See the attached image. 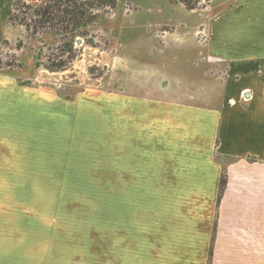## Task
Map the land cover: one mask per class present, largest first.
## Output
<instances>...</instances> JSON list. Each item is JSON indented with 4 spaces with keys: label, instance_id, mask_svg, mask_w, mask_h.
<instances>
[{
    "label": "rangeland",
    "instance_id": "1",
    "mask_svg": "<svg viewBox=\"0 0 264 264\" xmlns=\"http://www.w3.org/2000/svg\"><path fill=\"white\" fill-rule=\"evenodd\" d=\"M72 1L93 17L71 52L60 25L29 17L47 0H20L19 19L0 32V74L16 83L0 97V264H97L107 254L113 108L128 96L205 90L213 71L198 69L196 52L229 0H190L192 10L176 0ZM63 51L66 70H47ZM218 244L212 264H264V242Z\"/></svg>",
    "mask_w": 264,
    "mask_h": 264
},
{
    "label": "crops",
    "instance_id": "2",
    "mask_svg": "<svg viewBox=\"0 0 264 264\" xmlns=\"http://www.w3.org/2000/svg\"><path fill=\"white\" fill-rule=\"evenodd\" d=\"M206 29L205 90L113 108L112 240L97 264H212L218 242H264V0L222 3ZM14 82L0 74V97Z\"/></svg>",
    "mask_w": 264,
    "mask_h": 264
},
{
    "label": "trees",
    "instance_id": "3",
    "mask_svg": "<svg viewBox=\"0 0 264 264\" xmlns=\"http://www.w3.org/2000/svg\"><path fill=\"white\" fill-rule=\"evenodd\" d=\"M106 2H109L112 4L116 3V0H104ZM178 3L182 4L186 9L192 10L195 8V5H193L190 0H176ZM83 4H78L75 1L72 0H47V2H44L39 8L32 10L31 14H29V17H39L40 22L42 23H54L56 26H61L60 29H57L60 34L59 38L61 43H65V46L67 48L65 50H68V52L72 51V45L74 44L75 38L77 34L82 29H85L89 23L92 20V17L90 14L89 16L84 12L82 9ZM20 6V0H13L11 5V14L9 15L7 19V27L10 25L11 22L17 21L19 19V13H18V7ZM28 10H31L29 6H25ZM31 22L32 20L29 19ZM30 27V26H29ZM27 26V28L29 29ZM71 29V32L68 36H61L62 30ZM58 32V33H59ZM65 33V32H63ZM67 35V34H65ZM68 37V39L66 38ZM53 56V59L57 60V64L55 66L46 67L47 70L50 72H60L65 71V61H71L72 57H70V54L66 56L64 53H56L50 55L48 58ZM62 59L64 61L62 62ZM226 179L225 176H221L220 182H219V198L220 195L225 187Z\"/></svg>",
    "mask_w": 264,
    "mask_h": 264
}]
</instances>
